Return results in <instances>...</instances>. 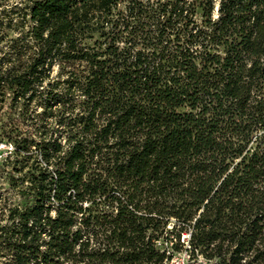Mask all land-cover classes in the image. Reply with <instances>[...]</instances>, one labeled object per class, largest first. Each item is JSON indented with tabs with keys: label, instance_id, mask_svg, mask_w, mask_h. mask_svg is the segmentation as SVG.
Segmentation results:
<instances>
[{
	"label": "trees",
	"instance_id": "1",
	"mask_svg": "<svg viewBox=\"0 0 264 264\" xmlns=\"http://www.w3.org/2000/svg\"><path fill=\"white\" fill-rule=\"evenodd\" d=\"M0 33V264H162L185 232L264 264V0H0Z\"/></svg>",
	"mask_w": 264,
	"mask_h": 264
},
{
	"label": "rangeland",
	"instance_id": "2",
	"mask_svg": "<svg viewBox=\"0 0 264 264\" xmlns=\"http://www.w3.org/2000/svg\"><path fill=\"white\" fill-rule=\"evenodd\" d=\"M15 2H18L20 3L21 5L23 3H26L27 0H13ZM15 21L17 17H13ZM4 34H7L9 37H13L15 35V31L12 30V28H6L4 30ZM4 38V40H3ZM5 37H3V33H0V47L4 44V41H5ZM12 93L10 92H7L5 94V101H6V104L0 109V119L2 117H6L8 116V114L10 113V108H9V100H10V97H11ZM6 144H9L8 142H6V140H0V193H1V203L4 205H16V204H19V205H23L24 204V201L19 197V195L13 190V189H10L8 187V181H9V177H10V169L5 165V164H2V160L5 156V154L7 152H9V150L5 149L4 146ZM3 196V197H2ZM187 236V233H182L181 235V239H180V248L182 247V244H183V237H186ZM186 239V238H185ZM174 252H177V251H174Z\"/></svg>",
	"mask_w": 264,
	"mask_h": 264
},
{
	"label": "built area",
	"instance_id": "3",
	"mask_svg": "<svg viewBox=\"0 0 264 264\" xmlns=\"http://www.w3.org/2000/svg\"><path fill=\"white\" fill-rule=\"evenodd\" d=\"M4 148L6 150L8 149L10 152L13 147L9 143V144H6ZM182 240H183V244L180 250L177 252H174L171 249H169L167 253L168 254L171 253V256L170 258L165 259L162 264H212L211 261L205 259L202 255L194 254L192 252L189 242L185 240V237H183Z\"/></svg>",
	"mask_w": 264,
	"mask_h": 264
}]
</instances>
